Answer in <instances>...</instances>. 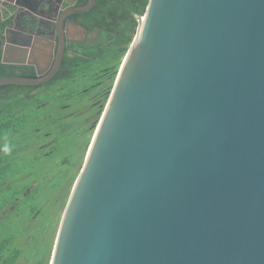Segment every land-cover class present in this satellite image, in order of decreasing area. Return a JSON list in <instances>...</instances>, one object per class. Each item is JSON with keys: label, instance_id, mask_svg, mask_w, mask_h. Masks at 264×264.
I'll return each mask as SVG.
<instances>
[{"label": "water", "instance_id": "95a60500", "mask_svg": "<svg viewBox=\"0 0 264 264\" xmlns=\"http://www.w3.org/2000/svg\"><path fill=\"white\" fill-rule=\"evenodd\" d=\"M138 20L50 264H264V0H149ZM65 44L0 86L49 81Z\"/></svg>", "mask_w": 264, "mask_h": 264}, {"label": "flooded vegetation", "instance_id": "af4514ba", "mask_svg": "<svg viewBox=\"0 0 264 264\" xmlns=\"http://www.w3.org/2000/svg\"><path fill=\"white\" fill-rule=\"evenodd\" d=\"M77 1L5 0L0 3V63L17 67L15 74L9 69L2 73H9L15 78L34 74L38 78V72H41L44 77L51 72L58 57L62 37L66 43L63 58L67 51H72L69 47L72 43L98 42L100 32L85 26L82 19H76L83 13H71L78 7ZM5 59L25 61L26 64H7ZM51 62L53 65L49 67ZM84 77L75 92H68L65 90L67 87L59 84L47 85L53 78L31 89L25 85L0 86V242L3 243L0 258L7 254L6 250L15 249L19 254L17 264L51 262L65 211L61 217L58 216L60 207L64 206L69 190L70 195L72 193L103 113L98 116L94 108L100 103L101 85L104 83L102 75L92 69ZM88 91L87 96H82ZM61 150L67 151L63 153L66 156L55 163L54 173H49L46 164L39 169L37 179H31L28 172L20 170V167L35 163L49 164L46 160L53 159ZM73 153L79 157L75 158L74 164L69 158H73ZM80 162L82 168L76 179H72L73 174L78 173ZM68 167H73L69 177L66 174ZM6 172H17V176L2 179ZM60 186L63 190L55 201L58 205L55 218L50 214L49 230L34 228L48 215L49 204L53 202L48 200L47 204L45 201L42 206L36 207L30 204L26 209L27 201L51 187L56 189ZM20 220H24L25 224L18 227L15 221ZM32 238L42 245L41 249L45 251L43 259L20 260Z\"/></svg>", "mask_w": 264, "mask_h": 264}, {"label": "trees", "instance_id": "16d2710c", "mask_svg": "<svg viewBox=\"0 0 264 264\" xmlns=\"http://www.w3.org/2000/svg\"><path fill=\"white\" fill-rule=\"evenodd\" d=\"M88 1L78 0L76 5L83 7ZM148 4L149 0H96V5L90 11L77 15L76 19H82L85 26L100 32V40L93 44L72 43L69 46L72 51L65 53L60 70L47 85L59 84L67 87L65 90L68 92H75L85 78L84 75L92 71V66L94 64L101 66L96 71L102 75L104 83L101 85L100 103L94 107L96 114L100 116L105 109L121 64L136 36L138 16L145 15ZM8 69L10 73H14L17 67H7L0 63V79L11 76L9 73H2ZM22 78H35V75H24ZM89 92L83 93L82 96H87ZM2 248L3 243L0 242V255ZM6 251L7 254L0 258V264H17L19 259L17 250Z\"/></svg>", "mask_w": 264, "mask_h": 264}, {"label": "rangeland", "instance_id": "374dc122", "mask_svg": "<svg viewBox=\"0 0 264 264\" xmlns=\"http://www.w3.org/2000/svg\"><path fill=\"white\" fill-rule=\"evenodd\" d=\"M92 67H93V70H96V69L99 70V68H101V66H98L96 64H94ZM91 68H90V70H91ZM66 152L67 151H65V150H61V151L57 152L54 155V158L53 159L46 160V161H49V164L47 162L42 163L41 165H39L40 163H35V164H31L30 166H27L26 165V167H20V170L22 172H28L30 174V176H31V179H37L36 178V175L39 174V169H41L42 166L46 164L49 167V173H54L56 171L55 170V168H56L55 167V163H57L58 160L64 158L66 155L64 156L63 153H66ZM72 156H73V158L72 157H69L70 160H71L70 163L74 164L75 161H76L75 158L78 157V155L76 153L75 154L73 153ZM81 168H82V166H81V162H80L79 168L77 169V172L78 173H74L73 176H72V179L73 178L76 179V176L79 174ZM72 173H73V167H68L66 169L67 176L69 177ZM13 176H17V172H15V173L6 172L3 175L2 179H6L7 177H13ZM64 186H65V183L63 184V187ZM63 187L60 186L59 188H56V189L51 187L50 190H46V192H42V193L36 195L35 198L30 199L29 201H27L26 206H25L26 209H27V207L30 204H32L34 207H36V206H42L45 201H46V204H47V201L48 200L50 202H53V203L49 204V207H48V215L47 216L45 215L43 217V220L41 221V223L38 226H34V228L38 229V228L43 227L44 230H49L50 222H48V220L50 219V214H51V217H54V218H55V216L57 214V207H58V205L55 203V201H56V199L58 197V194H60L62 192ZM69 195H70V190H69V194L67 196V200L63 203L64 206H62V208L60 207V211L58 213V216H60V217L63 214V211L65 210L66 203L68 202V199H69ZM5 198L7 199L9 197H5ZM24 212H26V210H24ZM15 224L18 227H21V226H23L25 224V221L24 220L15 221ZM57 229H58V225H57ZM41 247H42V245H38L34 241V239L32 238L31 241H30L29 247L26 248L23 251L20 260L29 261L31 259H37L39 261V260L43 259L44 255H45V251L42 250Z\"/></svg>", "mask_w": 264, "mask_h": 264}]
</instances>
